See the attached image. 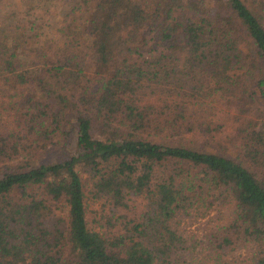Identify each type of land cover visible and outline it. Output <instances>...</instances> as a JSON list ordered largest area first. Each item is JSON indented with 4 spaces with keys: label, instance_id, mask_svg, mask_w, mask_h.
I'll use <instances>...</instances> for the list:
<instances>
[{
    "label": "trees",
    "instance_id": "trees-1",
    "mask_svg": "<svg viewBox=\"0 0 264 264\" xmlns=\"http://www.w3.org/2000/svg\"><path fill=\"white\" fill-rule=\"evenodd\" d=\"M59 1L0 0V264H264V0Z\"/></svg>",
    "mask_w": 264,
    "mask_h": 264
},
{
    "label": "rangeland",
    "instance_id": "rangeland-1",
    "mask_svg": "<svg viewBox=\"0 0 264 264\" xmlns=\"http://www.w3.org/2000/svg\"><path fill=\"white\" fill-rule=\"evenodd\" d=\"M62 2L59 0H50L49 2V6H58L60 5ZM48 6V5H47ZM55 8L50 7V9L47 12L42 13L41 11L34 9H31L29 12L32 14V18H35V23H44V27L42 29V31L44 30L43 34L45 35L44 39H46V43L45 46H53L56 41L57 36L55 35V33H53V28L50 24L54 23V19L58 17V14L52 16V13L54 11ZM48 25L51 27L50 29L46 30V25L47 23ZM53 27H57V25L53 26ZM41 34V35H43ZM43 39V36L41 38V40ZM154 40L153 39H148L147 42L143 45L140 46L136 49H133L132 52L130 53V56L134 59H140V58H148L151 56L156 55L161 48L158 45L153 44ZM92 89V87H91ZM0 92H5L3 90V88H0ZM253 105L252 107L254 108ZM236 123V122H235ZM155 139L157 140H161L164 142L169 141L172 144H183L186 145L188 147L194 148V149H204V150H213L212 146H203L202 144V140L199 137H190V136H185V137H180L177 138L176 141L172 140L174 137H160V136H154ZM139 203L138 201H135L133 204L134 206H137ZM177 222H178V226L180 229H183L190 238L195 239L196 241L201 242L205 235H207L210 231L211 228H214L217 221L220 220V218H218V213L215 211L210 212L208 215L204 216V217H200L197 218L193 215H178L177 216ZM197 251V250H196ZM247 253V251L245 249H240V250H236L234 252V258L239 262L240 260L243 259V256H245ZM239 264V263H238Z\"/></svg>",
    "mask_w": 264,
    "mask_h": 264
}]
</instances>
